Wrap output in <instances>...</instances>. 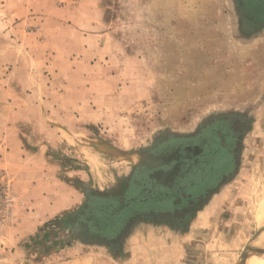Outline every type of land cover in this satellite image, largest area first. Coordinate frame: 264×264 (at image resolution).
<instances>
[{"label": "rangeland", "instance_id": "374dc122", "mask_svg": "<svg viewBox=\"0 0 264 264\" xmlns=\"http://www.w3.org/2000/svg\"><path fill=\"white\" fill-rule=\"evenodd\" d=\"M45 1L0 0V90L16 69L25 93L34 94L35 84L44 90L42 107L30 108L11 136L0 107V264L198 262L201 247L159 222L139 226L114 253L62 224L78 215L109 221V207L89 194L114 189L164 135L193 134L206 117L232 109L248 115L252 130L243 162L254 183L246 209L258 252L248 262L258 258L264 35L243 34L236 1ZM23 4L33 8L13 11ZM96 208L103 213H91Z\"/></svg>", "mask_w": 264, "mask_h": 264}, {"label": "crops", "instance_id": "0c3cea01", "mask_svg": "<svg viewBox=\"0 0 264 264\" xmlns=\"http://www.w3.org/2000/svg\"><path fill=\"white\" fill-rule=\"evenodd\" d=\"M23 1L25 2V0ZM235 1L241 13L242 20L239 23H242L244 27L243 34L246 37L254 35L253 37H256L254 39L262 38V35H264V0H249L251 7L244 0ZM43 2L46 3L45 0H41L40 3L43 4ZM8 3L11 2L9 1ZM23 6L25 5L23 4ZM31 8L33 7H17L13 11L26 12L31 10ZM13 76L16 77L8 79V88L6 84L4 91L0 90V107L2 104L9 117V119L5 120L7 123L10 122L7 124L5 131L8 130L7 135L10 136L12 129L16 131V127L18 130V127L28 122V119H30V108L40 109L42 107L41 102L38 100L40 95H37V93H44L43 89L38 91L36 84L33 85L36 88L34 94L32 92L25 93L22 88L23 85L18 84L16 80L18 76H21L18 69H16ZM2 96H4V99H2ZM5 101L7 104L4 103ZM206 118L200 126L207 122L221 124V128L218 129L217 140L223 142L222 145L218 144L220 147L213 154L215 163L213 160L212 167L207 169L208 179L212 181L211 184L205 187L210 191L209 198L202 202L200 208L184 224L173 225L165 221L159 223L169 226L174 233L184 235V241L187 244L201 247L198 250L200 252V260L198 259V262L197 260L194 261V264H239L245 258L249 260L256 255L255 242L258 237L257 229L254 232V229L249 226L250 218L247 216L246 209L247 206L252 204L253 197L250 195V189H253L254 186L253 181L247 177V174H249L247 165L244 168L245 163L243 162L247 150L246 145L250 141L249 138L252 133V130H250V119L245 113H236L235 109H232L231 112L215 113ZM1 121L2 119H0ZM241 124H243V128ZM231 125H233L232 128ZM236 125H238L237 129H241L237 135ZM2 131L0 126V138ZM191 134L188 132L171 133L164 135L163 140L170 136L178 138ZM20 152L24 153L22 148ZM74 193L77 192L74 191ZM258 195L259 189L255 191L254 196L257 198ZM66 209L65 206L62 211ZM173 214L177 218L182 213L181 211H175ZM198 220L200 222L199 226H194L195 221ZM145 223L142 222L140 226L149 225V223ZM192 226H194V230ZM102 246L106 247L105 245ZM124 246H126V242ZM190 248L197 250L195 246ZM108 251L114 253L113 249H108ZM192 254L193 251L191 250L189 256H192Z\"/></svg>", "mask_w": 264, "mask_h": 264}, {"label": "flooded vegetation", "instance_id": "af4514ba", "mask_svg": "<svg viewBox=\"0 0 264 264\" xmlns=\"http://www.w3.org/2000/svg\"><path fill=\"white\" fill-rule=\"evenodd\" d=\"M221 126L218 123L207 122L191 135L178 138L170 136L141 151L139 163L133 167L129 177L119 181L118 185L108 193L89 194L90 199H100V204L104 202L105 206L109 207V221L102 223V220H95V217L88 218V221L76 217L75 220L69 221L70 226L63 230L70 231L79 240L88 243H97L90 241L91 237L106 238L112 241V244L105 245L108 249L121 251L128 236L119 242L116 239L130 220L137 221L142 218V222L147 224L162 221L173 225L184 224L200 208L202 202L209 198L210 191L205 187L212 181L208 179L207 169L212 167L215 158L213 154L223 143L217 140L218 129ZM237 127L238 125H236V135L239 130L241 131ZM150 155H160L164 161L169 162L170 171L175 172L174 183H167V187H164L149 178L151 173L141 165L145 162H141ZM89 201L91 200H88L87 204ZM103 211L104 209L96 208L91 213L96 215ZM175 211H181L182 214L176 218L173 214ZM142 222L132 228L129 227V234L139 228Z\"/></svg>", "mask_w": 264, "mask_h": 264}, {"label": "water", "instance_id": "95a60500", "mask_svg": "<svg viewBox=\"0 0 264 264\" xmlns=\"http://www.w3.org/2000/svg\"><path fill=\"white\" fill-rule=\"evenodd\" d=\"M156 160V161H155ZM144 165L148 171H150L149 178L152 180H155L158 184L163 185L164 187H167V183H174L176 181L175 178V172L170 171V164L167 161H164V158L160 155H150L147 158H145ZM158 162V163H156ZM164 217H167V215H163ZM142 222V218H139V220L134 221L130 220L128 225L126 226L125 230L118 236L116 239L118 242L121 240H125V238L129 235V227H133L134 225ZM90 241H95L101 245H110L112 244V241L107 240L106 238L101 237H91L89 238ZM257 253V250H255ZM248 259L245 258L243 261H241L239 264H247Z\"/></svg>", "mask_w": 264, "mask_h": 264}, {"label": "bare ground", "instance_id": "6f19581e", "mask_svg": "<svg viewBox=\"0 0 264 264\" xmlns=\"http://www.w3.org/2000/svg\"><path fill=\"white\" fill-rule=\"evenodd\" d=\"M263 223V222H262ZM261 223V224H262ZM264 227V226H263ZM263 227H261V228H263ZM259 229H260V227H259ZM262 231L261 232H263L264 231V229H261ZM264 239V238H263ZM258 252V251H257ZM258 255V254H257ZM259 257L258 258H256L255 260H252V261H247V264H264V252H261V254H259L258 255Z\"/></svg>", "mask_w": 264, "mask_h": 264}, {"label": "trees", "instance_id": "16d2710c", "mask_svg": "<svg viewBox=\"0 0 264 264\" xmlns=\"http://www.w3.org/2000/svg\"><path fill=\"white\" fill-rule=\"evenodd\" d=\"M246 3H247V5L248 6H250L251 7V5H250V1L249 0H244ZM253 4V3H252ZM91 210H89L87 213H89ZM77 217H79L80 218V216L78 215ZM81 219V218H80ZM63 226H64V228L65 227H67V226H70V224H69V222H67V224H62Z\"/></svg>", "mask_w": 264, "mask_h": 264}]
</instances>
